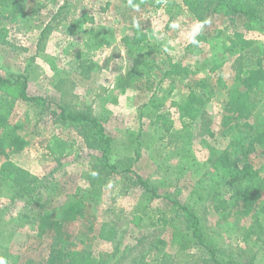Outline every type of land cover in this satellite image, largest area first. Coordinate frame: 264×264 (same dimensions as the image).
<instances>
[{
  "label": "rangeland",
  "instance_id": "obj_1",
  "mask_svg": "<svg viewBox=\"0 0 264 264\" xmlns=\"http://www.w3.org/2000/svg\"><path fill=\"white\" fill-rule=\"evenodd\" d=\"M56 1L28 0L25 18L19 17L21 19L15 23L5 19L0 11V74L28 75L29 96L41 97L50 103L46 109L35 99L25 101L18 97L11 128L17 126L28 143L23 151L11 153L8 157L1 155L0 163L4 158L18 167L15 177L20 185L27 182L30 174L45 182L63 185L61 201H65L78 187L88 189L86 177L92 172V162L95 156L100 155V149L87 142L82 126L58 120L61 109L67 115H74L88 108L94 117L103 121L106 132L112 137L111 149L120 171L134 162L133 169L170 194L176 191L179 174L182 199L187 200L192 195L190 205L198 211L208 232L223 251L233 254L244 264H264V212L258 216H254V211L244 214L236 209L223 213L215 206L207 205L206 199L198 201V196L192 193L209 164L230 143L229 138L221 134L220 123L227 89L235 80L238 69L231 61L221 63L217 59L223 48L219 43L222 41L212 36L195 41L202 31L203 22L189 15L179 1L173 6L164 3L158 7L148 2L143 7H135L138 26L146 31L145 42L149 46L141 57H137L144 61L149 51L152 56L155 54L156 68L153 72L156 73L159 91L153 93L141 90L137 82L133 79L129 82L125 77L134 61L127 54L123 39L133 32L120 22L122 16L118 8L129 5L127 0H62L60 4L66 3V6L61 11ZM215 23L218 27L212 29H225L220 19ZM245 35L251 39H264V34L258 30ZM174 62L189 65L191 71L205 64L206 68L199 75L212 77L213 96L201 102L202 110L190 107L193 108L191 118L198 115L192 123V134L186 132L184 120L175 106V101L188 97V90H172L173 84L179 83L176 80L159 81L163 71ZM209 70H213L212 73H208ZM9 91L17 97L16 89L10 88ZM164 97L169 101L162 108L172 114L174 127L178 130L175 137L163 133L161 127H155L150 117L154 113L151 104ZM190 105L189 102L186 104L187 107ZM259 106L262 107L259 115H262L264 102ZM209 129L216 132L215 137L205 136ZM61 133L70 141L68 154L58 160L47 157L42 147L44 139ZM130 133L134 136L130 137ZM183 147H191L193 157L202 163L198 172L180 174V158L175 151ZM137 153H140V158L134 161ZM133 179L132 173L125 172L108 178L101 188V203L97 207L91 206L90 210L96 211L94 214L100 222L116 223L123 236L122 246L141 238L140 245L148 249L151 241L168 235L164 229L142 232L131 220V210L141 191L140 186L133 184ZM4 185L0 181V235L10 239L9 250L18 254L20 260L48 255L51 247L62 246L68 250L77 246L73 241L79 247L83 246L79 239L65 242L50 235L39 237L34 224L25 217L27 208L24 201L12 197ZM68 229L76 235L79 226L70 225ZM102 247L103 251H108L112 244L103 241ZM93 248H101L100 243L93 242ZM3 251L0 246V257ZM167 252L171 254L170 259L158 263L151 260L150 252L148 263L210 264L211 261L199 245L185 253H178L170 247ZM136 254L134 251L124 264Z\"/></svg>",
  "mask_w": 264,
  "mask_h": 264
},
{
  "label": "trees",
  "instance_id": "obj_2",
  "mask_svg": "<svg viewBox=\"0 0 264 264\" xmlns=\"http://www.w3.org/2000/svg\"><path fill=\"white\" fill-rule=\"evenodd\" d=\"M178 1L189 15L203 22L202 31L195 37V41L207 40L211 36L220 39L223 44L219 43L223 48L217 59L221 63L231 61L238 69L235 80L227 89L220 123V132L229 138V146L209 164L192 193L198 196V201L206 199L207 205L215 206L223 213L236 209L244 214L254 211V216H258L259 213L264 212V193H262L264 192V114L259 115L262 109L259 105L264 102V39H251L245 33L258 30L264 34V0H127L129 5L118 8L122 16L120 22L128 25L133 32L123 39L127 54L134 61V65L127 70L125 77L129 82L132 79L137 82L141 90H151L153 93L159 91L156 73L153 72L156 68L155 54L152 56V52L149 51L146 53L147 59L144 61L139 59L149 46L145 42L147 33L138 26L137 12L134 8L143 7L148 2L158 7L164 3L173 6L176 2L179 3ZM56 2L61 6L59 11L66 6V3L60 4L62 0ZM28 6V0H0L3 17L13 23L21 19L19 17L25 18ZM219 19L226 31L219 28L212 29L218 27L215 22ZM212 24L214 26H211ZM205 68L204 64L196 68V71H191L189 65L174 62L170 63L159 79L163 82L179 81L173 84L172 90H188L186 99L175 101L188 134L193 133L192 123L198 116L191 118L192 111L202 110L201 102L213 96L211 95L212 77L199 75ZM211 71L213 70H209L208 73H212ZM28 77L24 73L0 74V156L8 157L11 153L23 151L28 143L26 137L19 133L17 126L11 128V117L15 113L18 97L25 101L35 99L46 109L49 108L50 103L43 98L29 96ZM221 79L218 78L220 81ZM10 88L17 90V97L10 93ZM167 100L169 101V98L164 97L157 103L150 101L154 107V113L150 117L155 127L159 126L163 133L175 137L178 130L174 127L172 114L166 108V110L162 108ZM188 102L191 105L187 107ZM59 118L58 120L63 123L82 126L83 136L87 142H90L94 148L100 149V155L95 156L92 162V172L86 177L89 188L78 187L65 201H61L64 194L63 185L45 182L33 174L28 175L27 182L20 185L15 177L18 167L4 158L0 163V181L4 182L8 191H11L12 197L24 201V207L27 208L25 217L34 224L39 237L50 235L65 242L79 239L83 242V246L79 247L73 241L72 243L77 246H72L68 250L62 246L51 247L48 255H39L22 261L18 254L9 250L10 239L0 235V246L5 250L0 258H3L6 264H124L134 251L137 253L136 256L125 264H149L147 260L150 252L152 261L165 262L171 256L167 248L185 253L192 250L195 245L204 248L205 253L209 255L208 259L211 260L210 264H244L233 254L225 253L208 232L203 218L189 203L192 195L187 200L182 199L179 174L176 177L174 194L164 192L149 179H145L137 169H133L134 162L124 171L118 169L116 157L111 149L112 137L106 132L103 121L94 117L88 108L74 115H67L61 109ZM129 136H134V133H130ZM205 136L215 137L216 132L209 129ZM42 147L47 157L58 160L68 154L70 141L62 133L54 134L44 139ZM136 148L138 149L139 146ZM191 152V147H183L175 151L180 158L178 165L182 175L186 171L188 173L200 170L202 163L194 158ZM139 158L140 153H137L134 161ZM182 161H186L187 165ZM124 172L135 176L132 182L140 186L141 190L131 210V220L142 232L146 229L155 232L162 229L167 231V238L154 239L148 249L140 245L143 241L141 238L135 243L122 246L123 236L116 223L105 220L100 222L99 217L94 214L96 211L93 213L90 210L91 206L97 207L101 203V188L107 183L108 178ZM19 218L22 219V216L19 215ZM74 224L79 226L76 235L68 229ZM149 233L147 231V234ZM145 237L144 235L143 239ZM96 241L100 243L101 248H93V242ZM103 241L112 244L111 250L103 251ZM40 243L42 244V241Z\"/></svg>",
  "mask_w": 264,
  "mask_h": 264
},
{
  "label": "clouds",
  "instance_id": "obj_3",
  "mask_svg": "<svg viewBox=\"0 0 264 264\" xmlns=\"http://www.w3.org/2000/svg\"><path fill=\"white\" fill-rule=\"evenodd\" d=\"M0 264H6V261L3 258H0Z\"/></svg>",
  "mask_w": 264,
  "mask_h": 264
}]
</instances>
